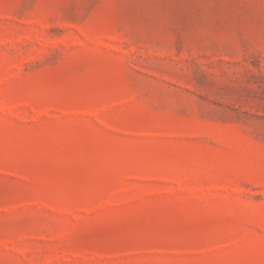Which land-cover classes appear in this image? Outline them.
I'll return each mask as SVG.
<instances>
[{"label":"rangeland","instance_id":"obj_1","mask_svg":"<svg viewBox=\"0 0 264 264\" xmlns=\"http://www.w3.org/2000/svg\"><path fill=\"white\" fill-rule=\"evenodd\" d=\"M0 264H264V0H0Z\"/></svg>","mask_w":264,"mask_h":264}]
</instances>
